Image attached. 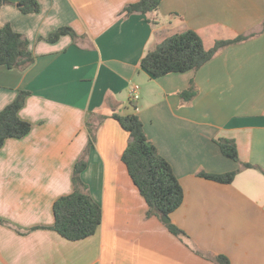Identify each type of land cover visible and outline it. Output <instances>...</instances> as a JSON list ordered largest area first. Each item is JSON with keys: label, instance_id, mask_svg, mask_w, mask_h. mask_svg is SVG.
Here are the masks:
<instances>
[{"label": "crops", "instance_id": "obj_1", "mask_svg": "<svg viewBox=\"0 0 264 264\" xmlns=\"http://www.w3.org/2000/svg\"><path fill=\"white\" fill-rule=\"evenodd\" d=\"M21 1L3 0L0 26L24 35L36 60L25 70L0 66V112L30 92L19 116L32 130L0 151V264H217V255L264 264V0H162L157 13L130 16L124 9L140 0H36L41 11L28 15ZM62 27L78 39L46 40ZM187 30L206 48L254 36L198 71L155 78L140 67ZM191 81L198 95L186 102L180 93ZM132 113L183 187L169 218L185 239L147 215L122 161L130 135L113 115ZM88 124L96 140L82 179L103 218L95 235L72 242L50 228L54 203L74 191ZM222 139L236 142L240 163L223 155ZM233 171L231 184L198 175Z\"/></svg>", "mask_w": 264, "mask_h": 264}, {"label": "trees", "instance_id": "obj_2", "mask_svg": "<svg viewBox=\"0 0 264 264\" xmlns=\"http://www.w3.org/2000/svg\"><path fill=\"white\" fill-rule=\"evenodd\" d=\"M162 0H140L124 9L126 16L133 14L147 15L159 11ZM3 0H0V9ZM23 14L39 13L41 7L36 0H22L19 4ZM264 29V24H263ZM69 35L73 40L78 34L70 27H62L54 31L46 39L57 42L62 36ZM254 35H241L230 40H218L211 48H206L199 32L187 30L183 33L167 37L155 49L149 51L141 60L140 67L155 78L172 73H185L200 70L222 49L247 41ZM29 40L17 33L11 25L0 26V66L9 69L25 70L36 60L31 52ZM198 95V88L191 81L188 89L180 93L182 100L191 102ZM30 92L21 91L16 100L0 112V151L8 139H23L32 130L31 123L20 118L19 112L25 106ZM131 105L136 108L134 102ZM120 126L129 133L130 143L122 155L127 171L148 206L149 217H170L184 201V191L170 163L161 156L157 147L149 141L144 125L137 114H114ZM90 142L88 149L75 165L73 174L74 191L59 198L53 206L54 225L50 228L66 240L76 242L96 234L103 218L100 205L91 197L88 187L82 179L87 169L86 157L95 144V130L88 124ZM224 156L240 163L237 144L234 140L217 141ZM245 168H257L252 164H243ZM199 177L220 184H231L237 171L224 174L200 172ZM0 223L7 224L0 220ZM169 231L181 238L187 234L170 222ZM207 257V256H206ZM211 258V257H210ZM217 264H231L225 255L212 257Z\"/></svg>", "mask_w": 264, "mask_h": 264}, {"label": "built area", "instance_id": "obj_3", "mask_svg": "<svg viewBox=\"0 0 264 264\" xmlns=\"http://www.w3.org/2000/svg\"><path fill=\"white\" fill-rule=\"evenodd\" d=\"M137 90H138V87H136L135 90L131 93L132 98L134 100H137L138 99Z\"/></svg>", "mask_w": 264, "mask_h": 264}, {"label": "water", "instance_id": "obj_4", "mask_svg": "<svg viewBox=\"0 0 264 264\" xmlns=\"http://www.w3.org/2000/svg\"><path fill=\"white\" fill-rule=\"evenodd\" d=\"M162 221L165 223V224H169L171 221H170V218L167 217V216H163L162 217Z\"/></svg>", "mask_w": 264, "mask_h": 264}, {"label": "rangeland", "instance_id": "obj_5", "mask_svg": "<svg viewBox=\"0 0 264 264\" xmlns=\"http://www.w3.org/2000/svg\"><path fill=\"white\" fill-rule=\"evenodd\" d=\"M32 14H37V13H32ZM25 15H28V14H25Z\"/></svg>", "mask_w": 264, "mask_h": 264}]
</instances>
